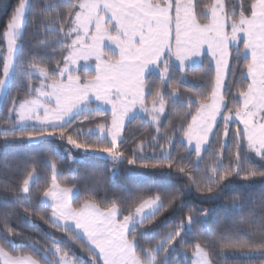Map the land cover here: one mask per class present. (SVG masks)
<instances>
[{
  "label": "snow or ice",
  "instance_id": "snow-or-ice-1",
  "mask_svg": "<svg viewBox=\"0 0 264 264\" xmlns=\"http://www.w3.org/2000/svg\"><path fill=\"white\" fill-rule=\"evenodd\" d=\"M67 4L63 21L60 15H48L49 9L57 12V4L46 2L36 11L40 23L35 31L43 36L41 43L51 39L57 45L52 51L61 53L62 67L61 60L50 61L52 68L49 70L46 66L21 59L25 55L24 32L29 14L33 11L32 0H18L6 22L2 33L5 45L0 49L3 61L0 94L7 93L12 81L18 80L35 95L18 104L14 101L13 107L8 110V118L0 124V141L5 147L9 144L31 146L34 142L43 143L48 138H54L65 145L63 148L54 145V150L66 154L73 164L83 163L80 157L99 154L114 164L126 163L151 169L153 173L167 171L171 175L173 163L164 162L171 160L170 152L162 150L160 156L163 159L155 163L144 155L143 144L137 145L130 157L125 154L121 147L125 121L135 119L137 112L141 111L147 114L151 124L157 125L159 132L158 125L166 101L156 82L147 77L158 75L161 85L168 84L177 73L186 80L188 71L198 66L197 58L204 51L203 45L207 44L214 58V75L209 79L204 99L187 98L189 103L195 102L198 107L195 114L190 113L191 120L186 122V128L181 125V142L195 153L198 162L204 160L202 152L214 156L215 160L201 180L179 164L175 171L185 176L190 184L196 185L197 191L209 194L214 193V188H200L201 183L207 181L219 188L228 177L234 174L239 177L241 173L245 180L264 178V171L245 168V163H254L257 159L264 167V0H212L208 4L202 0H67ZM202 19L204 22H201ZM64 23L70 25L67 31ZM49 33L54 36L49 37ZM241 33L244 34L242 48L239 47ZM105 40L118 46L119 59L105 57ZM230 43L237 45L234 57L229 49ZM90 57H95L98 63L89 65L87 61ZM241 59L245 63L239 78L246 84L237 89L234 99L240 106L233 110L227 107L225 95L234 86L232 78L236 75L235 66L230 65V61L238 63ZM81 60L85 62L81 66L85 73H96L87 76L83 82L79 75L72 74ZM34 73L44 77L40 87L35 89L29 79ZM150 83L153 87H149ZM146 88L151 97V107L145 100ZM167 94L174 105L185 99L176 89H169ZM93 103L97 104L96 109H91ZM104 104L111 105L110 126L103 123L96 125L95 129L72 126L76 116L85 110H99ZM218 117L221 121L219 127ZM230 122L236 124V130L228 143L226 138L229 137ZM91 135L97 136L96 142L84 139ZM213 141L218 142L220 147L213 149ZM168 143L172 144L170 138ZM226 145L229 148L228 168H225L223 158ZM152 155L155 158L156 154ZM43 158L51 169V186L40 199L41 206L51 209L48 220L54 228L59 227L64 232L74 231L85 239L90 245L88 251L93 253V261L99 256L101 264H178L173 254L183 252L177 246V238L183 240L181 229L187 235L199 224L207 226L210 221L220 222V218L213 215L215 209L197 213L195 217L189 214L186 221L177 224V230L169 232L154 247H145L142 240L154 232L141 227L144 221L155 216L176 197L165 200L155 194L145 199L137 195L124 198L121 203H117L116 199L109 202L107 193L102 195L97 181L91 188L84 189L94 195H89L79 207H73L72 200H79L82 190L61 187L56 177L63 175L62 170L47 154ZM30 159L31 156L25 157V160ZM89 174L97 175L94 171ZM39 179L36 167L32 166L19 192L25 202L31 199L30 182L35 184ZM231 187V183L224 184L211 198H218ZM135 191L141 194L144 189L137 188ZM96 196H102V201L108 206L102 208ZM166 196L171 194L166 193ZM133 199H140V203L124 215ZM180 206H184L183 202ZM226 208L233 214L230 227L220 237L210 241L208 247H218L221 254L259 257L260 264H264V220L258 231H252L254 213L245 215L239 198L234 197ZM23 211L25 220L31 222L28 209ZM9 225L10 217L5 215L4 222L0 223V236L4 241L0 244V264H41L31 254H13L5 248L4 244H7L15 251L22 246L17 243L18 238L26 241L45 264H76V260L55 242L54 236L50 237L54 242L44 246L31 237H21ZM233 235L247 239L231 238ZM192 247L191 264H212L209 251L200 243ZM225 248L230 251L224 253Z\"/></svg>",
  "mask_w": 264,
  "mask_h": 264
},
{
  "label": "trees",
  "instance_id": "trees-1",
  "mask_svg": "<svg viewBox=\"0 0 264 264\" xmlns=\"http://www.w3.org/2000/svg\"><path fill=\"white\" fill-rule=\"evenodd\" d=\"M18 0H0V49L5 45L2 33L5 31L6 22L10 18L14 6ZM57 4V12L48 10V15H60L62 21L66 17L68 4L67 0H32L33 11L29 14L30 19L24 32V53L22 60H29L31 63L46 66L51 70L52 64L50 61L61 60V53L52 51L57 45L50 39L46 43H41L43 36L35 31L36 26L40 23V19L36 16V11L42 7L44 3ZM204 4L211 3L212 0H202ZM78 9H73L77 11ZM71 20V17H67ZM201 22H204L203 19ZM69 23H64L65 31L69 28ZM49 37L54 34L49 33ZM70 42V41H69ZM243 41L239 43V47H243ZM236 47L232 46L230 51L233 57L236 54ZM245 61L241 59L238 63L235 60L230 61V65L235 66L236 75L232 78L233 87L230 91L225 93L227 107L235 110L239 107V103L234 99L238 88H243L246 84L241 81L239 74L244 70ZM198 66L189 70L187 79L183 80L177 73L173 79L165 85L159 83L158 75L147 77L150 81H155L156 86L164 95L165 111L161 114L159 121V132H157V125L149 122L147 114H139L135 119L128 121L124 127V142L121 147L126 155L129 157L137 145L143 144L144 155L150 162L155 163L156 160H162L160 156L161 151L171 153V160L164 161L165 163H173V171L171 175L167 171L163 174L157 172L153 173L151 169L139 168L137 166H129L126 163H113L107 157H100L96 154H89L85 157H80L83 163L73 164L69 161L66 154H61L54 150V145H59L61 148L65 147L63 142L54 138H48L45 142H34L31 146L21 144H9L5 147L0 141V223L4 222V216L10 217V227L14 232L20 233L21 237H31L40 242L44 246H48L54 241L50 237H55V242H58L60 247L65 249L70 256L76 260V264H101L99 256L96 261H93V253L89 252L90 245L85 239L77 236L76 232H64L59 227H53L48 216L51 213L50 208L41 206L40 199L45 190L51 186V169L45 163L44 154H47L52 161L57 165V168L62 170L63 175H57V182L62 187H77L82 190L79 198L72 200L73 207H79L89 195H94L88 191H84L86 187L91 188L97 181H99L103 193H107L109 202L116 199L117 203H121L124 198L142 195L143 198L159 194L162 199L169 200L171 197H176L170 204H166L165 208L157 212L155 216L145 220L141 226L145 230L154 232L153 235L148 236L142 243L145 247H154L157 241L163 240L169 232L177 230V224L182 220L186 221L189 214L195 215L197 213L203 214L205 210L215 209L214 216L220 218V222H211L209 225H197L193 232L184 235V230L181 229L183 240L177 238L178 247L183 249L179 254H173V259L178 261V264H191V254L193 252V245L200 243L207 251H209L212 258V264H260L259 257H249L241 254H221L219 248H210L208 244L210 241L220 237L223 232L229 229L233 214L226 205L232 203L234 197L239 198V202L244 206V214L254 213L251 220L252 231H258L262 220H264V178L255 177L249 180L243 179L241 176L235 174L228 177L227 180L221 183L219 188L210 182L205 181L199 185L200 188L213 187L214 193L219 192L224 184L231 183L232 187L223 191V193L216 199H212L213 194L206 191H197V186L190 184L189 180L175 171V167L179 164L186 170H190L192 175L198 180L204 177L205 171L209 165L213 164L215 157L209 156L202 152L204 156L203 161H197L196 155L189 147L181 142L182 132L181 125L186 128V122H190L191 114H195L198 104L195 102L189 103L188 97H195L204 99L205 93L208 91V83L211 75H214V65L208 54H204L201 60L197 63ZM3 61L0 59V78H2ZM63 62L61 60V67ZM77 74L84 80L87 76L95 75V72L85 73L82 68L72 73ZM33 89L39 88L44 77L38 73H34L29 77ZM66 79V77H65ZM50 83V81H48ZM19 84V86H18ZM149 87H153L150 83ZM169 89H176L185 99L181 103L173 104V100L168 96ZM155 90V89H154ZM35 95L34 92L29 91L18 80L12 81L11 88L4 94L0 104V124L8 118V110L13 107V102L16 104L26 98H31ZM145 100L151 107V97L145 89ZM95 104L91 105V109H96ZM112 120V112L106 108L99 107V110H85L82 114L75 117L72 126L82 128H95L101 123L110 125ZM221 121L217 122L219 127ZM216 129L214 128V131ZM236 130L234 122L229 123V137L227 142H231V137ZM167 137V138H166ZM168 138L172 140L169 145ZM93 142L97 141L96 135L84 137ZM211 140V137H210ZM220 147L218 142H212V148ZM234 152L235 149H232ZM229 148L226 145L223 149V158L225 168L230 165L227 159ZM155 153V158H153ZM76 156V153L72 154ZM26 156H31L32 159L25 160ZM199 163V167H197ZM35 166L40 179L33 184L30 183L29 194L31 199L25 202L19 196L20 188L23 179L27 178V171ZM253 168L257 172L264 171L260 161L257 159L254 163H245V168ZM90 171H94L97 175L91 176ZM223 170H221L222 172ZM220 174V173H218ZM137 188L144 189L141 194L136 193ZM170 193L171 196H166ZM102 208L108 206L102 201V196L95 197ZM183 202V207H181ZM140 203V199H133L130 202L128 210L124 211V215H128L136 205ZM123 207V205H122ZM28 209L31 216V222L25 220L24 209ZM191 209V212H190ZM43 216L44 219H40ZM247 226V225H245ZM140 229L137 230L139 236ZM231 238H243L233 235ZM3 237L0 236V244H3ZM17 243L22 245L15 251L4 244L5 248L13 254L28 253L40 260L41 264H45L44 259L36 253L26 241L18 238ZM230 250L225 248L224 253ZM184 253L188 255L185 256Z\"/></svg>",
  "mask_w": 264,
  "mask_h": 264
},
{
  "label": "rangeland",
  "instance_id": "rangeland-1",
  "mask_svg": "<svg viewBox=\"0 0 264 264\" xmlns=\"http://www.w3.org/2000/svg\"><path fill=\"white\" fill-rule=\"evenodd\" d=\"M78 10H79V9H78ZM78 10H77V11H78ZM229 32H230V30H229ZM113 34H115V33H113ZM85 39L87 40V37H85ZM243 39H244V34L241 33V34H240V42L243 41ZM232 46H237V45H236L235 43H230V45H229V49H230ZM203 48H204V50L207 51V53H209L208 55L210 56L211 61H212V64L214 65V58L212 57L211 52L208 50V45H207V44L203 45ZM103 52L105 53V57H106V58L119 59V48H118L117 45L113 44L111 41L105 40V42H104V46H103ZM198 59H199V58H197V62L199 61ZM84 63H85V62H84L83 60H81V61L79 62V65L76 66V70L73 71L72 73H74V72L78 71L79 69H81V68H82L81 66H82ZM87 63H88L89 65H94L95 63H98V61L95 60V57H90L89 60L87 61ZM95 74H96V73H95ZM73 75H77V74H73ZM2 78H3V77H2ZM81 81L83 82V80H81ZM44 90L47 91L48 89H44ZM4 94H5V93H4ZM4 94H0V104H1V102H2V99H3ZM46 102H47V101H46ZM93 104H95V106H97L96 103H93ZM90 107H91V106H90ZM100 107L106 108V109H108V110L111 111V105L104 104V105H101ZM111 112H112V111H111ZM139 114H145V113H143V112H141V111H138V112H137V115H139ZM219 120H220V118L218 117V118H217V122H218ZM127 122H128V121H125V124H126ZM110 124H111V123H110ZM109 126H110V125H109ZM240 127L242 128L243 125L241 124ZM93 129H95V128H93ZM189 149H190V148H189ZM96 155H99V154H96ZM105 157H106V156H105ZM30 183H31V182H30ZM29 186H30V185H29ZM61 187H62V186H61ZM118 219H122V217H118ZM99 258H100V260H102L101 257H99Z\"/></svg>",
  "mask_w": 264,
  "mask_h": 264
},
{
  "label": "crops",
  "instance_id": "crops-1",
  "mask_svg": "<svg viewBox=\"0 0 264 264\" xmlns=\"http://www.w3.org/2000/svg\"><path fill=\"white\" fill-rule=\"evenodd\" d=\"M203 49H204V48H203ZM204 54H209V53H207V51L204 50L203 53L201 54V56H200L199 59H198L199 61L201 60V58H202V56H203ZM199 61H198V62H199ZM198 62H197V63H198ZM142 115H143V114H142Z\"/></svg>",
  "mask_w": 264,
  "mask_h": 264
}]
</instances>
